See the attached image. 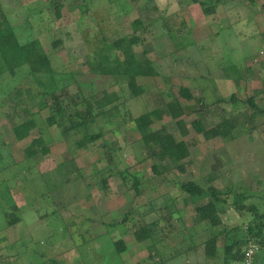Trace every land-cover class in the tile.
<instances>
[{
    "label": "rangeland",
    "instance_id": "374dc122",
    "mask_svg": "<svg viewBox=\"0 0 264 264\" xmlns=\"http://www.w3.org/2000/svg\"><path fill=\"white\" fill-rule=\"evenodd\" d=\"M55 1L0 0V29L8 20L20 41L38 37L56 77L74 73L85 95L100 88L99 76L90 71L97 61L95 51L118 35H141L144 41L136 51L147 50L161 75L139 78L146 93L129 98L131 115L138 117L162 107L165 101L181 97V87H188L200 100L182 99L189 130L186 139L194 146L185 173L175 169L156 176L152 165L162 161H142L145 150L134 121L126 122L107 109L94 125L104 138L86 149L71 151L72 138L67 142L57 126L46 124L48 109L39 112L40 93L53 89L46 82L49 75L41 76L46 85L39 86L27 65L13 73L14 63L0 53V207L7 208L8 188L19 184L17 200L22 211L10 209L23 221L10 235L16 245L12 251L5 248L2 259L10 264H126L130 250L141 253L145 246L134 240V232L157 220L154 241L144 248L156 264H224L227 238L219 230L246 226V218L233 202L249 196L247 201L264 204V0H220L213 15H206L191 0H58L60 17ZM137 18L143 27L136 33L131 24ZM57 40L62 45H55ZM66 82L70 92L76 93L77 82ZM64 83L61 79V86ZM119 90V85L109 87L112 94ZM233 94L236 101H232ZM251 97H256L259 108L249 104ZM202 103L207 104L202 107L204 112ZM33 114L38 128L18 142L13 128ZM201 116L207 126L231 122L236 129L206 140L191 126ZM163 126L182 139L166 113L155 124L156 128ZM41 134L50 142V153L28 159L24 150ZM104 141L117 149L118 168H128L140 178V194L130 187L132 177L124 181L120 172L109 177L108 194L96 185L88 186L94 171L107 165L105 160L97 162L103 156ZM11 152L16 164L7 163ZM77 169L82 177L77 178ZM209 174L216 175L214 184L227 190L230 198L220 228L198 219L197 207L207 197L194 200L180 189V181L189 179L205 185ZM15 177L20 180L13 181ZM12 211L0 213L3 224ZM214 235L218 248L210 254L206 242ZM11 239L6 238V244L12 245ZM120 239L127 245L121 253L115 244ZM160 257L164 261L157 262Z\"/></svg>",
    "mask_w": 264,
    "mask_h": 264
},
{
    "label": "trees",
    "instance_id": "16d2710c",
    "mask_svg": "<svg viewBox=\"0 0 264 264\" xmlns=\"http://www.w3.org/2000/svg\"><path fill=\"white\" fill-rule=\"evenodd\" d=\"M192 3L198 4L206 15H213L217 12V7L220 0H191ZM57 16H61V3L56 0L54 2ZM30 18L27 20L29 23ZM132 27L137 33L143 27V21L140 18L132 21ZM30 34H27L29 36ZM25 36L24 34L22 37ZM108 40L107 37L104 39ZM143 37L139 34L133 36L118 35L117 38L102 45L95 51L97 61L92 63L91 73L93 76H99V89L96 88L90 95H85L81 85L76 80L74 73H69V76L61 75L65 78L64 85L61 86V79H58L57 72L50 56L40 49L41 41L38 37H32L23 41L19 40L16 27L5 21L4 26L0 29V53L8 62H13L12 72L21 66H28L29 73L35 77L39 86L45 84L42 75H49L48 83L53 87L52 90H45L40 93L43 98L39 106V112L43 109L49 110V115L46 118V124L50 127L57 126L65 140L72 138L71 151L78 149H86L91 143L104 138L102 130L96 131L94 125L98 122L99 117L111 109L116 115L121 116L124 121L133 120L140 135L141 144L145 150L144 160L147 161L153 158H160L162 162H155L152 165V171L156 176H162L165 173H171L175 169L182 173L187 171L188 160L191 156V148L194 142L186 139L189 134L186 122V108L182 99L186 101L196 100L192 89L188 87L180 88V96L171 98L165 101L162 107H155L138 117H132L127 106L129 98L140 97L146 93V88L139 83V78H155L161 75V71L156 64L148 56V51H136V46L143 42ZM55 45H62L61 40H57ZM2 74V73H1ZM73 80L78 90L76 93L70 92V83L66 81ZM46 85V84H45ZM119 85V92L110 93L109 87ZM51 87V88H52ZM50 88V89H51ZM235 94L232 95V101H236ZM255 108H259L256 103V97H251L248 100ZM206 103H202V112L206 111ZM201 111V110H200ZM264 116V110H261ZM165 113L170 115L173 124L181 132L182 139L170 130L169 127L163 126L156 128L155 124L163 120ZM37 120L33 117L18 126L13 128L15 137L18 141L27 138L30 132L37 127ZM191 126L198 135H203L206 140L227 135L234 129L236 125L228 122L225 125L217 124L207 126L203 116L191 122ZM40 129V128H39ZM72 134V135H71ZM71 135V136H70ZM69 140H67L68 142ZM49 140L45 135L41 134L35 138L31 144L24 150L28 159L36 157L39 153L44 155L50 153ZM74 145V146H73ZM103 156L97 160L107 161V165L100 170H95L90 178L89 187L96 185L105 194L110 192L109 177L120 172L123 175L124 181L128 180V175L133 179L131 188L135 189L137 194H140L141 181L136 174L129 172V169L118 168L117 149L108 141H104L101 145ZM132 174V175H131ZM82 177L81 171L77 169V178ZM207 183L202 184L198 180L189 179L180 181V189L186 195L195 197H207V201L197 207L198 219L202 222H209L213 227L224 226L223 213L226 212V205L229 204L228 192L220 190L215 184L216 175L209 174L206 177ZM93 183V184H92ZM127 183V182H126ZM195 198L194 200H197ZM249 196L237 197L233 202V206L239 212L241 217L246 218L245 224L237 225L236 228H227L226 226L219 230L220 234H224L227 238L224 247V264L231 260H241L245 256V250L251 244H259L262 251L258 258L264 260V207L263 203L247 201ZM231 205V204H230ZM228 207V206H227ZM14 208L18 209L17 206ZM11 213L12 219H14ZM19 219L18 216H16ZM126 216L125 220H127ZM18 221V220H17ZM17 221H11L10 224H15ZM158 226V221L154 220L149 228L148 224L139 227L135 232V239L138 243H143L151 238L154 228ZM238 235V239L236 238ZM218 237L212 236L206 242V250L213 254L218 248ZM117 250L121 253L126 250V242L120 239L115 242ZM161 261L164 258L160 257Z\"/></svg>",
    "mask_w": 264,
    "mask_h": 264
},
{
    "label": "crops",
    "instance_id": "0c3cea01",
    "mask_svg": "<svg viewBox=\"0 0 264 264\" xmlns=\"http://www.w3.org/2000/svg\"><path fill=\"white\" fill-rule=\"evenodd\" d=\"M30 136V135H29ZM28 136V137H29ZM27 137V138H28ZM26 139V138H25ZM25 139H23V140H25ZM17 140V139H16ZM23 140H21V141H23ZM18 141V140H17ZM21 141H18V142H21ZM10 149H11V147H10ZM12 150V149H11ZM1 156V155H0ZM8 157V159H9V161H7V163H9L10 164V161H13L15 164H16V161H15V158H14V155H13V153L11 152V156H7ZM0 159H2L1 157H0ZM31 159V158H30ZM28 160V159H27ZM19 164H21L20 162H19ZM6 169H9V166L6 168ZM10 173H7L6 175H9ZM8 180V179H7ZM5 178H4V180L3 181H7ZM16 180H20V178H18V177H15V179L13 180V181H16ZM0 181H1V179H0ZM16 186H19V184H15L14 186H11V187H9L8 188V190H9V193L7 194V196H9L8 198H7V208H3V207H0V213H2V211L4 212V214L5 213H8L9 211H12L10 208H12L13 210H19V211H22V209L20 208V206H19V204H18V195H17V193H18V191H19V189H17V187ZM6 196V197H7ZM10 200V201H9ZM14 206H17V208L18 209H16V208H14ZM9 209V210H8ZM154 209V208H153ZM12 213H14L13 211H12ZM16 214V213H15ZM146 214L144 213L143 214V216H145ZM16 216H17V214L16 215H13V217H14V219L15 220H13L12 219V216H11V218L9 219V221L7 220L4 224L1 222V220H0V234L1 233H3V234H5V236H3V235H0V258H1V260H2V264H10L9 262L10 261H8L9 260V258H8V262H6L4 259H5V257H6V254H4V255H1V252H3L4 253V249L5 248H10L11 247V251H12V247H13V245H16V242H15V240H13V239H11L10 238V235H11V233L12 232H15V230H16V228L17 227H19L20 225H22V218L20 217L19 219H17L16 218ZM18 220V221H17ZM24 220V219H23ZM11 221H17L15 224H10V222ZM153 222V221H152ZM152 222H150V223H152ZM148 225H149V223H148ZM149 227H151V226H149ZM25 228H27V226L25 225ZM153 234L154 233H152V236H151V238L150 239H148L147 241H145V242H143L142 244L143 245H145L146 247L148 246V242L150 241L151 242V240H152V243H153ZM6 238L7 239H11V242H12V245L11 244H6ZM135 241H136V239H134ZM4 242H5V244H6V246H4ZM139 244H141V243H139ZM3 246H4V248H3ZM145 246H143L142 248V252L141 253H138V252H140V251H138V250H135V249H132V250H130L129 252H128V256H127V258H126V264H156V262H154V261H152L153 259H154V256L153 255H151V254H149V255H146L145 253H144V248H145ZM27 249H28V246H27ZM14 251V250H13ZM4 258V259H2V257ZM17 259H20V255L18 256V258ZM156 261L158 262H160L161 260H160V258H156ZM14 263V262H13ZM13 263H11V264H13ZM125 264V263H124Z\"/></svg>",
    "mask_w": 264,
    "mask_h": 264
},
{
    "label": "built area",
    "instance_id": "2783aa9c",
    "mask_svg": "<svg viewBox=\"0 0 264 264\" xmlns=\"http://www.w3.org/2000/svg\"><path fill=\"white\" fill-rule=\"evenodd\" d=\"M261 247L259 244H251L245 250V256L241 260H231L226 264H264V260L262 258L257 259V255L261 256ZM0 264H2V260L0 258Z\"/></svg>",
    "mask_w": 264,
    "mask_h": 264
}]
</instances>
